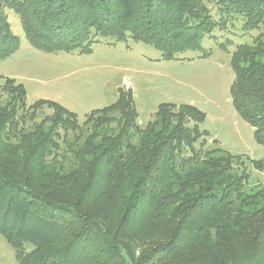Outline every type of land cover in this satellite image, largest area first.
Instances as JSON below:
<instances>
[{"label":"trees","instance_id":"obj_1","mask_svg":"<svg viewBox=\"0 0 264 264\" xmlns=\"http://www.w3.org/2000/svg\"><path fill=\"white\" fill-rule=\"evenodd\" d=\"M213 1L216 20L202 0H0V60L20 43L4 6L40 50L129 37L164 59L201 49L216 27L264 19V0ZM230 61L232 104L263 147L249 162L264 172V38ZM0 91V234L18 264H264V186L248 184L241 154L194 146L207 134L196 106L161 103L141 127L129 88L82 122L52 100L28 105L13 79Z\"/></svg>","mask_w":264,"mask_h":264},{"label":"rangeland","instance_id":"obj_2","mask_svg":"<svg viewBox=\"0 0 264 264\" xmlns=\"http://www.w3.org/2000/svg\"><path fill=\"white\" fill-rule=\"evenodd\" d=\"M33 1L29 0L28 10L33 9ZM202 1L212 19H219L215 1ZM3 13L20 43L14 53L0 60V84L6 77L21 83L28 105L40 99L52 100L76 113L82 122L91 110L115 102L119 88H129L137 123L143 127L161 103L191 104L205 114L199 126L207 131L194 146L202 151L220 147L241 154L250 172L248 184L264 186V172L249 162L262 158L263 147L254 139L253 127L235 110L230 94L235 77L231 55L238 45L252 46L264 38V19L258 28L249 30L242 29L239 20L228 30L216 27L203 36L201 49L164 59L157 49L129 37L117 41L112 36H96L89 52L77 48L40 50L27 40L18 13L9 6L3 7ZM118 205L117 201L114 212ZM142 248L133 246L136 257ZM0 264H18L12 245L1 234ZM171 264L190 263L179 260Z\"/></svg>","mask_w":264,"mask_h":264}]
</instances>
